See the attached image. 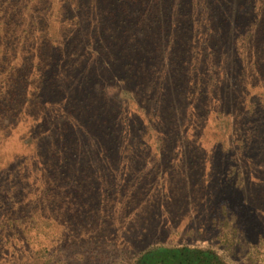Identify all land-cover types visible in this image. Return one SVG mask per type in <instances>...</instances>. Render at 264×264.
Segmentation results:
<instances>
[{
    "label": "rangeland",
    "instance_id": "374dc122",
    "mask_svg": "<svg viewBox=\"0 0 264 264\" xmlns=\"http://www.w3.org/2000/svg\"><path fill=\"white\" fill-rule=\"evenodd\" d=\"M0 264H264V0H0Z\"/></svg>",
    "mask_w": 264,
    "mask_h": 264
}]
</instances>
